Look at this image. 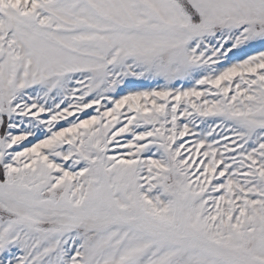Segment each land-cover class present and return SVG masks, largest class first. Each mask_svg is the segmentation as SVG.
Instances as JSON below:
<instances>
[{"label":"snow or ice","instance_id":"snow-or-ice-1","mask_svg":"<svg viewBox=\"0 0 264 264\" xmlns=\"http://www.w3.org/2000/svg\"><path fill=\"white\" fill-rule=\"evenodd\" d=\"M0 264H264V0H0Z\"/></svg>","mask_w":264,"mask_h":264}]
</instances>
